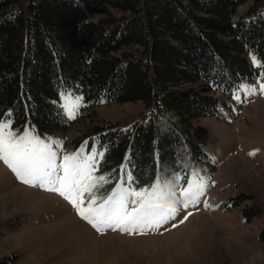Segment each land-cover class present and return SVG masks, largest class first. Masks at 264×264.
Wrapping results in <instances>:
<instances>
[{
	"label": "trees",
	"instance_id": "trees-1",
	"mask_svg": "<svg viewBox=\"0 0 264 264\" xmlns=\"http://www.w3.org/2000/svg\"><path fill=\"white\" fill-rule=\"evenodd\" d=\"M246 1L0 0V115L44 135L68 128L62 91L87 106L140 101L129 127H91L106 166L125 163L137 186L210 171L197 120L214 93L264 74V0L236 16Z\"/></svg>",
	"mask_w": 264,
	"mask_h": 264
},
{
	"label": "rangeland",
	"instance_id": "rangeland-1",
	"mask_svg": "<svg viewBox=\"0 0 264 264\" xmlns=\"http://www.w3.org/2000/svg\"><path fill=\"white\" fill-rule=\"evenodd\" d=\"M251 3L239 5L236 16ZM253 57L258 63H253ZM247 59L253 66L261 65L252 53ZM262 83L264 74H258L241 82L229 96L214 93L215 113L197 120L210 134L204 150L213 168L194 170L184 181L177 177L174 183L156 178L150 185L159 180L178 211L143 234L111 228L97 232L59 193L22 183L0 160V264H264V244L259 238L264 227ZM60 105L68 123L65 131L40 135L29 122L17 128L7 115H0V121L9 122L15 136L28 133L49 144L57 164L66 154L83 152L95 157L94 175L105 177L93 192L98 201L118 187L150 186L134 184L125 163L107 167L103 156L97 155L103 150L91 129L95 123L111 122L129 127L144 111L140 101L87 106L80 94L62 91ZM69 109L74 118L69 117ZM195 179L203 180V194L185 208L182 189Z\"/></svg>",
	"mask_w": 264,
	"mask_h": 264
},
{
	"label": "snow or ice",
	"instance_id": "snow-or-ice-1",
	"mask_svg": "<svg viewBox=\"0 0 264 264\" xmlns=\"http://www.w3.org/2000/svg\"><path fill=\"white\" fill-rule=\"evenodd\" d=\"M252 59L254 64L258 63L255 57ZM259 87L264 94V83ZM75 103L78 104L79 99ZM68 114L74 118L71 109ZM9 128V122L0 121V160L22 183L59 193L97 232L111 228L128 234H143L145 230L165 224L178 211L176 203L166 198L159 180L139 190L118 187L106 199L98 201L93 192L105 177L94 175L95 157L84 156L83 152L66 154L57 164L56 154L49 144L28 133L15 136ZM97 155L102 157L103 153ZM204 187L203 180H188L181 192L187 198L181 202L182 206L187 208L196 202ZM86 194H89L87 199Z\"/></svg>",
	"mask_w": 264,
	"mask_h": 264
}]
</instances>
